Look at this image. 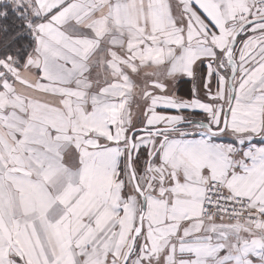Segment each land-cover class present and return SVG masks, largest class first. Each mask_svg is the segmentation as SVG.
<instances>
[{"label": "snow or ice", "instance_id": "snow-or-ice-1", "mask_svg": "<svg viewBox=\"0 0 264 264\" xmlns=\"http://www.w3.org/2000/svg\"><path fill=\"white\" fill-rule=\"evenodd\" d=\"M0 264H264V0H0Z\"/></svg>", "mask_w": 264, "mask_h": 264}, {"label": "crops", "instance_id": "crops-1", "mask_svg": "<svg viewBox=\"0 0 264 264\" xmlns=\"http://www.w3.org/2000/svg\"><path fill=\"white\" fill-rule=\"evenodd\" d=\"M185 81H187L186 79L185 80H182L181 82H179L178 84H177V94L178 95H181V96H185V97H187L188 95V93H190V90H191V88H192V84L189 82V89L188 88H182V91H183V93H179V87H180V84L182 83V82H185ZM189 91V92H188Z\"/></svg>", "mask_w": 264, "mask_h": 264}, {"label": "trees", "instance_id": "trees-1", "mask_svg": "<svg viewBox=\"0 0 264 264\" xmlns=\"http://www.w3.org/2000/svg\"><path fill=\"white\" fill-rule=\"evenodd\" d=\"M189 87V82L188 81H185V82H182L181 84H180V87H179V93L181 94V93H183V91H182V88H188ZM189 89V88H188ZM189 92V91H188ZM189 94V93H188ZM187 94V95H188Z\"/></svg>", "mask_w": 264, "mask_h": 264}]
</instances>
